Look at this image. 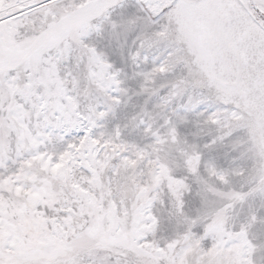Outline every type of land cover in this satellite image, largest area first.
I'll use <instances>...</instances> for the list:
<instances>
[{"label": "snow or ice", "instance_id": "1", "mask_svg": "<svg viewBox=\"0 0 264 264\" xmlns=\"http://www.w3.org/2000/svg\"><path fill=\"white\" fill-rule=\"evenodd\" d=\"M0 264H264V0H0Z\"/></svg>", "mask_w": 264, "mask_h": 264}]
</instances>
